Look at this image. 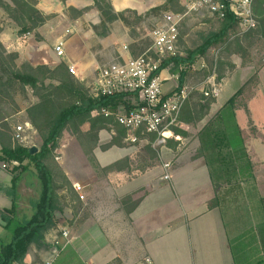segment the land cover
Wrapping results in <instances>:
<instances>
[{
    "label": "crops",
    "instance_id": "0c3cea01",
    "mask_svg": "<svg viewBox=\"0 0 264 264\" xmlns=\"http://www.w3.org/2000/svg\"><path fill=\"white\" fill-rule=\"evenodd\" d=\"M37 1V9L47 19L32 33L24 35L20 44L22 51L15 52L19 53L22 61L34 66L54 68L61 63L67 67L72 66L76 78L86 87L93 84L99 69L116 59L133 58V51H139L140 42L144 38L150 39L151 31H146L141 38H134L132 27L121 20L108 24L104 33L100 28V13L94 7L93 0ZM165 1L108 0L115 13L131 11L143 18ZM78 12L83 13L79 16ZM148 21L150 18L142 22L143 28ZM136 31H140V26ZM5 32L6 30L3 33ZM1 42L4 41L1 39ZM58 42L63 43L62 57L55 53L54 47ZM171 68L172 65L161 70L163 92L166 95L172 93H166L169 88L179 86V75L172 74ZM256 79L257 82L251 88L235 83L226 98L222 97V89L217 98H205L206 103L207 100L212 101L203 116L196 118L201 119L197 123L191 122L190 119L193 118L190 116L186 117L187 122H180V129L186 136L177 135L181 138L180 141H168L167 145L159 149L162 162H170L172 165L170 181L162 179V165V182H158L156 177H148L149 171H140L132 159L136 156V149L133 147H112L106 151L94 152L95 163L101 170L116 162L129 160L128 166L122 165L115 173L107 171L106 178L98 179L96 168L92 167L78 143L61 145L56 153L62 162L59 165L72 184L77 195L74 203L78 204L76 212L69 213L68 218L69 250L82 264H137L144 257H150L154 264H236L231 241L240 232L238 233L236 226L227 228L218 208L209 209V203L216 193L205 160L196 157L199 149L197 135L223 105L237 94L236 121L252 164L257 194L264 201V66ZM186 80L187 76L184 85ZM239 107L243 109L244 123L239 118ZM25 126L24 134L35 138L37 132L30 125ZM84 126L85 131L89 130L88 124ZM107 132L102 130L99 134L102 145L108 144L112 139L113 134L103 136ZM114 149L121 151L122 157L112 163H101L102 155ZM1 174L2 171L0 176ZM4 176V181H0L7 185L8 175ZM161 183L164 185H160ZM76 184L83 188L81 194L84 204L77 200L79 196L74 189ZM139 190H144L146 194L137 198L134 194ZM154 193H158L159 199L155 205L150 201ZM128 195L141 199V202L127 215L122 210L120 201ZM2 205L5 203L0 199V209ZM66 228L67 226L59 223L57 230L53 232L60 233L66 231ZM51 238V235L48 236V241ZM62 255L53 264H62L59 261L63 259ZM27 262L28 259L24 264Z\"/></svg>",
    "mask_w": 264,
    "mask_h": 264
},
{
    "label": "trees",
    "instance_id": "16d2710c",
    "mask_svg": "<svg viewBox=\"0 0 264 264\" xmlns=\"http://www.w3.org/2000/svg\"><path fill=\"white\" fill-rule=\"evenodd\" d=\"M180 1L166 0L163 5L149 11L146 17L158 11L163 12L170 5L179 4ZM93 2L100 13V28L104 33L107 25L117 20L129 26L128 20L124 17L127 13L133 14L139 22L144 20L131 11L115 13L107 0ZM37 4V0H0V9L18 27V34L23 36L42 26L47 19L37 9ZM263 6L264 0H254L253 12L258 13L264 34ZM82 13L78 12V15L81 16ZM220 24V29L211 33L186 59L173 57L160 61V70L172 65L171 73L179 75V88L184 86L187 76L188 69L185 66L192 63L194 56L205 55L212 46L229 44L231 35L237 32L240 26L239 20L230 12ZM2 31L0 20V35ZM249 34L251 33L247 35ZM236 44L240 45L239 42ZM16 59L17 54L7 53L0 40V105L2 99L10 97L14 85L23 90L30 89L38 101L27 109V116L29 123L40 136L42 146L37 153L32 154L31 148L15 144L13 135L6 132L9 131V125L0 110V162L17 163L14 170L21 171L11 180V195L14 201L10 213L15 214L17 210L15 188L22 177V171H28L26 167L22 168L26 161L33 163L41 182V191L37 198L30 200L33 211L30 218H17L5 210L0 213L6 224L15 222L10 240L0 238V264H23L31 247L39 251L40 255L55 248L47 239L50 231L57 230L53 215L62 211L58 204L59 196L55 182L61 178L65 186L72 188L64 175L55 174V170L50 169V161L60 149L64 133L69 132L75 137L84 155L93 163L97 148L106 151L112 147L126 146L124 143L126 130L114 117H106L102 111L109 110L115 113L122 107L131 111L140 105L136 93L124 92L110 97H93L88 87L71 74L64 63L54 68L45 65L33 67L29 63H24L18 68L15 64ZM236 99L237 94L230 98L199 131L197 135L199 149L196 157L205 160L216 193L209 203V209L218 208L222 212L227 228L236 226L238 233L240 232L231 241V251L236 264H264V201L257 194L252 164L244 146L242 131L236 121ZM211 101L199 106V110H193L186 102L180 114V122H187L186 117L189 116L193 118L190 119L191 122L200 121L201 119L196 118L203 116ZM85 124L89 125L87 132L81 129ZM102 130L114 133L108 144L100 146L99 134ZM174 133L186 136L180 128H174ZM147 138L153 142L156 136L147 135ZM125 161L116 162L102 171H118ZM140 202L141 199H133V195H128L120 201L122 210L127 215L131 214ZM68 251L71 252L69 246L61 251L58 258ZM75 258L74 262L82 264L76 255Z\"/></svg>",
    "mask_w": 264,
    "mask_h": 264
},
{
    "label": "rangeland",
    "instance_id": "374dc122",
    "mask_svg": "<svg viewBox=\"0 0 264 264\" xmlns=\"http://www.w3.org/2000/svg\"><path fill=\"white\" fill-rule=\"evenodd\" d=\"M184 3L185 0L183 2L180 1L179 4L170 5L169 8L163 12L158 11L147 17L145 16L142 22H144L146 18L147 19L150 18V21L146 22L144 28L142 27L143 25H141L142 22L137 21L136 17L133 14L127 13L124 17L128 20V25L132 27V31L134 32L132 36L134 38L137 37L141 38L142 35L146 34V31L153 30L157 26V24L161 22L162 20L161 18L164 13H169V12L183 13ZM254 16L258 22L257 27L254 30H250L246 32L245 29L240 25L237 32L231 35L229 44L226 45L219 44L216 46H212L207 50L205 55L197 54L191 60L192 63L189 66H193L194 68L188 69L187 80L185 85L193 88L194 90L188 100V103H190L193 110L194 109L199 110V106L206 103V101L204 102V99L202 97L203 95L201 93V90L206 86L204 82L206 81L207 77L210 75H214L218 87L220 88V90L222 89L223 95L222 94L221 95L222 97L225 98H226V94H228L229 89L232 88L235 83H239V86L243 85L242 87L245 86L251 88L257 82L256 76H258L259 71L264 66V34L262 32V25L260 23V18L258 16V13L254 12ZM0 20L3 27V31L0 35V40L2 39L4 41L3 43L2 42L1 43L3 44L7 53L17 54V59L15 61V64L18 68H20L24 63H28L22 61L19 56V53L15 52L20 50L22 51L21 48L22 46L20 44L22 43V38L24 37V35L20 36L18 34V27L4 15L1 9H0ZM220 22L221 21L217 19L209 18L207 16L193 15L192 17L187 18L182 24L180 30L179 44H180V50L182 56H178V57L186 59L189 56V53H191L199 46H201L205 41V39L211 33L217 32L220 29L221 26ZM139 26H140V31L137 32L136 28ZM4 30H6L5 34L3 33ZM248 33L251 34L247 35ZM238 42L240 44L239 46H237L236 44ZM150 46H151V40L149 38H144V40L140 42V44L138 45L139 51L137 52L133 51L134 52L133 58L142 55L147 49H149ZM203 62L205 63L206 68L201 69L200 66ZM32 66L35 67L34 65ZM177 83H179V80H177ZM92 87L93 84H91L88 87V89L90 90V94ZM174 89L175 88L171 87L166 93L171 92ZM37 101H38L37 98L33 95L30 89L25 88L23 90L18 85H14L11 88L10 97L2 99V104L0 105L2 116L4 117L6 123H8L9 125V131H6L7 133L13 135L14 137L16 128L18 126L23 127L28 124L30 125V127H32L28 120L27 109L32 105L36 104ZM208 101L210 100H207V102ZM120 109L124 110L125 108L122 107ZM238 113H239V118L242 121L244 119L243 109L239 107ZM242 122L244 123V120ZM32 129L35 130L33 127ZM81 129L83 132L88 131V130L85 131V126H83ZM107 133L103 134V136L104 137L107 135L112 136L114 131L113 132L108 131ZM132 135L137 137V141L135 142L131 141ZM155 140L156 139H154L153 142H150L147 138V134H142L140 132L129 133L126 131V138L124 139V143L126 147L128 148L133 147L136 149L135 150L136 156H134L132 159L135 160L140 171L147 170L149 171V174H147L148 177L150 176L156 177L155 179L158 182L159 181L162 182L161 181L162 171L160 169V166L163 165L161 163H165V162H162L161 159L162 156L159 154V149L161 148V146H165V145L156 144ZM101 141L102 138L99 140L100 145H102ZM13 142L23 147L36 148L38 151L41 149L42 146V140L38 135V133L35 136V138H32L31 136L28 137L27 134H24V141L17 142L15 140ZM69 142H71L73 145L78 143V141L75 139L74 136H72L71 133L66 132V134L63 135L61 145H64L65 143H69ZM78 147L81 149L79 144ZM96 151L99 152L102 150L97 148L95 152ZM121 157H122V152L119 151L118 149H114L106 154H103L102 158H100V162L112 163L119 160ZM56 158H58L57 154H55V158L50 161L51 164L49 163L51 167L50 165L48 166L50 167V169L55 170L54 171L55 174L61 173L62 175H64L66 180L71 184L68 177L65 175L63 169L59 165V163L62 164V162L60 160H57ZM90 164L92 165V167L96 168L95 174L98 179L106 178L107 172H104L101 169H99L95 161L93 163L90 162ZM17 165H18L17 163L0 162V171H2L3 173L1 174L2 176H0V179L4 181L5 179L4 175H8V179H9L7 185L5 182L3 183L0 181V199H3L5 203L4 205L5 207L3 205L1 206L2 209H0V213L3 210H5L8 211L11 216L14 215V217L17 218L19 217L30 218L33 214L30 205V200L38 197L39 192L41 191V182L40 179L38 178L33 163L31 161H26L22 166V168L24 169L26 167L28 171L25 172L22 171V177L17 187L15 188V195L17 197L15 204L17 210L15 214L10 213L14 201L13 195H11L12 194L11 180L14 176L18 175L21 172L19 170L17 171L14 170V168L17 167ZM122 165L128 166L129 160L122 162ZM111 172L115 173V171H111ZM55 183H56V192L58 193L59 196L58 204L60 206L59 205L58 206L61 208L62 211L59 214L58 212L55 213L53 217L57 225L60 223L67 226L66 231H68L70 226V221L68 219L69 213L74 214L76 212V209L78 208V204L74 203V200L77 197V195L75 194L73 187L70 189L69 187L64 185V182L61 178H58ZM167 184L170 183L167 182ZM160 185H164V184L161 183ZM145 194L146 193L144 190H139L134 194V196L139 198L144 196ZM152 197L153 198H151L150 201L154 202L155 205L159 201L158 193H154ZM77 200L81 204L82 203L84 204V200H81L79 197ZM0 227L2 228V231L0 228V231L2 233V238L5 241H9L15 227V222L12 221L10 224H6L2 220L0 214ZM62 233L63 231L60 233L57 232L54 233L50 231L48 236L50 235L52 236L50 241L51 243H53L55 248H53L51 251L45 254L41 253L40 255V253H38L39 251H36L35 248L31 247L26 256V259H28L29 262L25 264H45L46 260L53 256H56L55 261H57L61 252L59 251L60 248L54 241V237L58 236L57 241L59 242V245H63L65 243V240L61 238ZM127 245L128 244L126 243V246ZM62 258H63L62 260L59 259L60 263L62 261V264H78L77 262H74V260L76 259L75 255L69 251L64 253L62 255Z\"/></svg>",
    "mask_w": 264,
    "mask_h": 264
},
{
    "label": "built area",
    "instance_id": "2783aa9c",
    "mask_svg": "<svg viewBox=\"0 0 264 264\" xmlns=\"http://www.w3.org/2000/svg\"><path fill=\"white\" fill-rule=\"evenodd\" d=\"M253 2L254 0H188L184 4L183 13H164L161 22L150 32L149 49L136 58L116 60L99 69L91 90V95L95 98L110 97L124 92L136 93L140 105L131 111L119 108L115 113L109 110H103L102 113L106 117H114L115 121L129 133L155 135L156 144L166 145L168 141H180L181 138L174 133V128L181 126L182 108L194 90L184 85L181 88L176 87V91L170 95L164 94L160 61L182 56L179 44L181 26L193 15L223 21L230 12L239 20L246 32L254 30L258 22L254 16ZM54 49L58 57L64 55L62 42H58ZM189 68L194 67L186 66V69ZM200 68H206L204 62ZM68 70L75 75L74 67L70 66ZM204 84L206 86L201 90L202 95L205 98H217L220 88L214 75L208 76ZM24 127L26 126L16 128L14 139L17 142L24 141ZM131 141H137V137L132 135ZM162 167L164 171L162 179L170 181L171 163H163ZM74 189L83 200L81 194L83 188L76 184ZM57 237H54V241L61 252L69 246V235L67 231H63L61 236L65 240L63 245H59ZM55 259L56 256L50 257L45 264H53ZM137 264L154 262L150 257H144Z\"/></svg>",
    "mask_w": 264,
    "mask_h": 264
},
{
    "label": "water",
    "instance_id": "95a60500",
    "mask_svg": "<svg viewBox=\"0 0 264 264\" xmlns=\"http://www.w3.org/2000/svg\"><path fill=\"white\" fill-rule=\"evenodd\" d=\"M38 152V150L36 149V148H31V153L32 154H35V153H37Z\"/></svg>",
    "mask_w": 264,
    "mask_h": 264
}]
</instances>
